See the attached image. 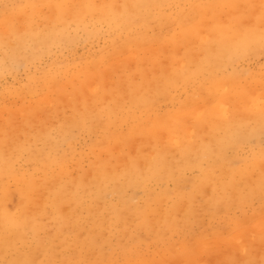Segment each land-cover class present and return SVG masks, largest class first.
Instances as JSON below:
<instances>
[{"label": "rangeland", "instance_id": "obj_1", "mask_svg": "<svg viewBox=\"0 0 264 264\" xmlns=\"http://www.w3.org/2000/svg\"><path fill=\"white\" fill-rule=\"evenodd\" d=\"M77 1H79V0H77ZM80 2H82V0H80L79 3ZM91 2L93 4V7L91 5L93 10L95 9V7L101 8V6L104 5V6H107L108 11L110 13H112V10L118 11V10H121L124 6L126 7L129 0H99V2H98V0H96V1L91 0ZM76 3H78V2H76V0H54V1L53 0H0V9H1L0 10V22L2 21L1 22L2 26H0V40H1L0 42L3 43V46L0 47V72H1L0 73V147H1V145H6V146L11 145L12 147H14L12 149L13 153H12V151H8V152L4 153V156L6 157V159H7V155L11 154V155H8V157L10 159H12L9 162H10V166H13V168H10L12 171V173L10 174L11 176L9 175L10 177L9 176L4 177L5 179L3 178L4 179L3 181L0 180V193L3 190V186L7 187L6 189H7L8 195H7L6 200L4 202V207H5V209H7L6 210L7 213H9L11 215H13V214L15 215V213H16V215H17L18 212H20V215H18L19 220L16 223L17 228H15V227L14 228H15V231L17 230V231L22 232L23 241H21L19 243L17 242L16 247H17V249H19L18 252H22V253H26L27 251L29 252L30 249L34 248L35 245H37V242L40 241V238L46 237L45 236L46 230H47V234L48 233L50 234L53 230H54V232H56V227L61 226V224L59 223V221L55 217H58V219L63 218L62 220L67 218V213H65L66 214V217H65L64 213H62V212H63V210L65 212H67L66 209H68V207H69L70 211L73 209L72 214H73V212L76 213L75 210H77L78 212L76 214H77V216L78 215L79 216L75 217L76 214L74 213L75 215L74 214L73 215L75 218L73 216H71V217H73V218H71L68 215L72 220L69 217L67 218V220L70 223H68V221L66 219L64 220V221H67V223H68V224H66V227L70 226V225L72 226V224H74V223H75V225H77L76 222H73V220L75 219L74 221H77V223H78L77 226H80V228H84V230L78 231L75 233L73 231L72 232L67 231V233L66 232H59L60 234L55 235L58 239H60V242L63 243V246L62 247L60 246V245H62V243H60L58 241V239L56 238L55 239L54 252L52 254L47 255V258L43 257L42 254L40 256V253L38 252L37 253L38 256L36 258L38 261L40 260L42 262V264H44V263L45 264H48V263L49 264H64V263L65 264H77V263H79V264H94L93 262H90L88 260V256L84 251L85 249H83L80 246V244L77 242V241H79V238L84 237L85 233H83V232H85V228L87 226L86 224L88 222V217H89L88 214L90 213L87 209H88V206L90 207L93 205V204H90V201L88 199V192H86V191H88L86 189V188H88V185H86L87 183H85L86 182L85 177H87V175L89 176L91 174V173L89 174V172H88L89 167H92L91 170H93L94 169L93 166L96 167L97 166L96 164L106 162V161L110 165L116 166V165L120 164L119 162L121 160L125 159L124 156H126L128 154H129V156H136L135 153L138 154L139 150H141L142 148H145V149H142V152L145 153L146 151H148L147 148H149V146H151L152 143H154L156 141V139H157V141H160V142H158L159 144L168 145V143H167L168 139L166 138L167 137L166 131H163V132L160 131V134H158L157 137H154L153 134H150L151 123L148 122V121H150L149 120L150 115L147 111H145L146 112L145 113V112H143L144 110L140 109L139 107H137L135 109H131V107H130L131 104H129L130 102L128 103L126 101L127 99H125V97L127 96V93H126L127 91H125V90L127 88H129V86L133 88V89L131 88L129 90H132V92H134V90H136V89H137V91L141 90V89H139V87L143 88L147 85V83L149 81H151V80H148L149 76H150V79L153 78V80L154 79L155 80L160 79V78L162 80L168 76L170 78L171 74H172L171 73L172 70L177 69V68L180 69L177 66H179L181 64V63H179L180 61H183V63H186V69H185L186 71L184 72L185 77H186V80H185L186 82L177 80L178 82L175 83V86L174 87L171 86L169 88V91H168L169 93L167 94L168 97L167 96L164 98L161 97V100L159 99L160 101L159 100L156 101L157 104L155 103V106H154L155 111H154V114H152V116L153 117L155 115L159 116V117L163 116L165 119L167 118L168 120H171V121L173 120L174 123H175V121H177V123H175V125H174L177 128L176 130H178V131H176V134L177 135L181 134L178 132L180 129L183 130V128H184L185 135L183 134L184 132L181 130L183 133H182V135H178V137L184 136L185 139L188 137L187 136L188 133L193 131V129L195 127H198L201 125L205 126V128H203V126H202V128L205 131L203 129H202L203 130L202 131L198 127L199 130L197 132H199V134H196L193 131L195 133L194 134L195 136L193 135L194 139L192 138L193 142H196L199 139L198 137H200L202 135V134H200L201 131H202L201 133H204L202 136L204 137L206 135V137H207V138L204 137V139L208 140V132L212 128L209 127V125L206 126L207 125L206 123L209 121L208 117H210L211 115H214V113H215L214 111H216V113H215L216 116L214 117V119H212L213 116L211 118H209L210 121L211 120L214 121V120L218 119L217 120L218 122L220 121V122H223V123H226L229 125L231 119L235 120L236 118L240 117L239 118L240 121H239V119H237L238 120V126L237 127L239 129H241L242 133L244 132V134H248L252 130H255V128L256 129L262 128V130H261L262 133L260 132V134H258L256 136L251 135L250 137H246V139L242 140V142L239 143V145L236 147L235 151H230V150L228 151L227 155L229 157L233 156V158H235V157L237 158L234 161L232 160L234 166L236 165L235 167L242 166L244 161L246 162L247 160L248 161L253 160L258 155V151L261 148L264 149V127H261V126H264V124H259V120H258L259 117L264 115V113H262V112H264V97H262V96H264V94H262V93H264V91H262V89H261V88H264V39H262V40L261 39H254L255 37H253V40H248L246 42L247 44H245V48L242 49V51H240L235 56L236 59H234L235 57H233V59L231 60V63L227 66L225 65V66H222L220 68H213L212 70H209V71H207V70H201L200 71L199 69L197 70V67H196L198 61H199V63H201V61L204 57V51H203L200 43H202L201 38H204V39L207 38V36H206L207 33L209 34L211 32V30L208 28H211V29L216 28V27H220L222 29L228 28L229 27L228 25L234 21L233 23L236 25H232V26L236 27L238 25L237 27H239V29L251 28V27H252L251 29H253V28L255 29L258 27L256 29V31L259 29L258 31H260V32L258 33V31H257L255 33L256 34H264V33H261V32H264V25H261V24H264V22H262V21H264V0H163L161 2L160 7L158 6L159 8H156L157 7L156 6L154 8L155 10L152 9V12H150L151 16L148 17V22H147L148 25L146 27H140L139 25H137V26L135 25V27H132V26H129L127 24L126 25L123 24L122 25L123 27H121V26L118 27L116 24H113L110 22H104L103 20L99 19L96 15L98 13V11H94L95 18H93L91 21H87V23L86 22L85 23L84 22H77L73 19L72 20L69 19V21L71 20V22L67 23V26H65L66 27V35H65V37H62L61 39H59L58 42L46 43V44H42V45H38V46H34V47L30 45V48H28V50H27V57L16 60L17 63L13 62V60L4 58V54L6 53V51H8V47L10 45L9 40H10L11 35L14 36L15 34L20 33L25 27H28V28L31 27L34 29H37V28L42 29L45 26H50L53 22L54 23L56 22V17H55L54 13L56 10L59 11V8L61 6H63L62 4H64L63 7L67 8V6H69V9L73 8V10H74L75 7L79 4V3L78 4H76ZM26 9H27V11H26ZM69 9L68 8H67V10L65 9L66 11L63 14L64 17L69 14V11H70ZM257 9H258V11H260V13L257 11ZM52 10H54V11H52ZM73 10H72V12H73ZM31 11H34V12H31ZM57 11H56V13H57ZM209 11H210V13H209ZM66 12L68 14H66ZM19 14L22 15V17ZM142 14L145 15L146 18H147V16H149L147 14V12L142 13ZM253 14H255V15H253ZM10 15H11V17H10ZM52 15H53V18H51ZM220 15H221V17H220ZM3 16H4V18H3ZM56 16H57V14H56ZM69 16L70 15H68L67 17H69ZM158 16L160 18V22H159V19L157 18ZM8 17H10V18H8ZM24 17H25V20H22ZM11 18H13V19H11ZM28 18H30V19H28ZM252 18L254 21L252 20ZM232 19H234V20H232ZM250 19H251V22H250ZM24 21H25V23H24ZM47 22H48V24H47ZM49 22H50V25H49ZM67 22H68V20H67ZM249 22H250V24H249ZM6 23H7V25H10V26H7ZM165 23H167V24H165ZM173 23H175V24H173ZM202 23H203V25H202ZM65 24L66 23L64 22V25ZM69 24H70V26H69ZM79 24L80 25L82 24V25L80 26ZM78 25H79V27H78ZM154 25H155V27H154ZM6 27H7V29H6ZM202 28H203V30H201ZM2 29H4V31ZM9 29H10V31H9ZM5 30H8V31L5 32ZM127 32H129V33H127ZM160 33H161V35H160ZM201 33H202L203 37L198 36ZM134 34H136L138 36V38L140 39L139 41L136 40L137 41L136 45L130 46V47L128 46L126 48H123L122 46H120L124 42H126L128 39H131L132 38L131 36H135ZM129 36H130V38H128ZM133 41H135V40H133ZM249 41H251V42H249ZM50 44L51 45L53 44V45L51 46ZM159 45H161L160 48H159ZM154 47H155V49L157 48V50L160 49V53H157V51H154L155 50ZM124 50H126V51H124ZM135 51H136L137 55H139V57L138 56L136 57V54H134V55L132 54ZM147 51H149V52L147 53ZM154 52L157 53L158 55L153 54ZM112 53H113V55H112ZM2 56H3V58H2ZM119 57L120 58L122 57L121 60ZM132 57L134 58L135 61H136V59H138L137 65H136V62L131 60ZM123 59H125V60H123ZM3 60H5L6 62ZM7 60H9V62ZM118 60L121 62H122V60L124 61L123 64L121 63L122 66H119V63L117 62ZM128 60H129V62H128V64H126V68L124 69V65H125L124 63H126ZM166 60H168V61H166ZM11 61H12V63H10ZM164 61H166V62H164ZM132 62H133V64L134 63L135 64L133 65ZM158 62H159V67H158ZM187 63H189V64H187ZM109 64H111V65H109ZM142 64H146V68H145V65H142ZM188 65H189V67H188ZM131 66H132V68H130ZM192 66H194V67H192ZM116 67H117V69H116ZM121 67H123L122 68L123 70L122 69L120 70ZM166 67L169 69V71ZM60 69L61 70L64 69V70L60 71ZM108 69H109V71H108ZM106 71H107V73H106ZM148 71H149V73H147ZM211 71H213V72L211 73ZM62 72H63V74H62ZM166 72L167 73L169 72V73L166 74ZM153 74L155 76L152 77L151 75H153ZM159 74H161V77ZM164 74L166 76H164ZM93 76H94V78H93ZM114 76H115V79L118 80V82L115 81ZM117 76L118 77L120 76V79ZM133 77H136V78H133ZM239 77H240V79H239ZM96 79L99 80L100 83L101 82L103 83V85H101V87L98 86V84H100V83L94 84ZM103 79H104V81H103ZM122 79H125L124 83H123V86L125 84V86H124L125 88L120 89L122 87V84H120ZM213 79H216L215 81H217V83L214 82ZM93 80H94V82H93ZM129 80L132 81L131 83H137V84L141 83L142 87L140 85H137V84L136 85L135 84L130 85ZM153 80H152V82H154ZM106 82H108L107 86H106ZM218 82H219V84H218ZM221 82H223L222 85L220 84ZM81 83H82V85H81ZM109 83L113 85V86H110L111 88L112 87L114 88L115 83L116 84L118 83L117 86L120 85L119 89L116 86L115 87L116 89L114 88L115 91H112L114 89L108 88ZM150 83L151 82H149V84ZM67 84H69V85L67 86ZM84 84H86V86ZM91 84H94V85H91ZM224 84H225V86H224ZM73 85H74L75 89H74ZM63 86H65L66 88ZM77 86H79V87H77ZM84 86L88 89H84L85 88ZM103 87H104V90H103ZM225 87L226 88L228 87V88L226 89ZM94 88H96L95 92H94ZM85 90L89 91V92H94V94L97 91H99V93L101 92L102 94H105V95H102L100 93L101 95H99V97H97V95H98L97 94V95H95L96 97L92 98V96H93V93H92V95L90 94L91 97L89 96L90 98H88L87 95H89V93L86 92ZM116 90H118L119 93L116 92ZM141 91H139V92H141ZM27 93L30 94V96ZM44 93H48V94H44ZM74 93L76 94L77 97H79L78 99H76V97H74L75 96ZM107 93L108 94L110 93V94L108 95ZM205 93H208V94L206 95ZM111 94H112V97H111ZM115 95H117L118 97L120 96L119 99H117L118 97ZM51 96L53 97L54 100L49 99V98H52ZM59 96H60V98H59ZM121 96H122V99H125V101L123 100V104L125 107L124 113H117L118 115H116V116H114V115L112 116V114H111L110 115L111 117L107 115L105 117L106 121H104V123L102 124L104 127L98 125L95 120L86 119V117L84 115H81L84 112V108L87 107V106L82 107L81 103L86 104L85 103L86 99H87L86 102H89L88 100H90V101L91 100L94 101L95 99L97 100V103L91 102V104L94 103V104H92V107L88 103L90 110H91V108L93 110H96V108L94 109L93 107H95V106L98 107V105H100V103L103 105V102L106 98H107L106 99L107 101L105 102L104 105L108 104V105L113 106V104L116 102L115 98L117 97L116 99L118 102V100L121 101ZM199 96H201V98ZM233 96L237 99V101ZM45 97H48V98H45ZM62 97H63V99H62ZM69 97H70V99H69ZM253 97H255V98H253ZM260 97H262L261 100L260 101L257 100V99H260ZM73 98H74V103L72 100ZM100 98H103V102L101 101L102 99H100ZM45 99H48V101L47 102L44 101ZM59 99H61V100H59ZM67 99L72 100V101L69 102V100H67ZM98 99H99V101H98ZM110 99L112 101L114 100L112 104H111L112 101H110ZM192 99L193 100L195 99V101H193ZM253 99L255 101H253ZM41 100L44 102H42ZM50 100L52 101L51 104H50ZM191 100H192V102H191ZM75 101H77L78 103L77 102L76 103H77V105H79V106H77V108H76ZM244 101H246V102H244ZM63 102L65 103L66 106L64 105ZM211 102H213V103H211ZM250 102H251V104H250ZM39 103H41V104H39ZM57 103H58V105H57ZM70 103H71V106H70ZM225 103H228V104H225ZM233 103L235 104L234 106H233ZM46 105H47V107H46ZM49 105L52 108L49 107ZM220 105H224V106H221L219 108ZM243 105H244V107H243ZM89 107L87 108V110H89ZM99 107H101V106H99ZM205 108L207 109V111H208V109L210 110V112L212 111L213 114H211L208 111L209 112L208 115L211 114L208 116L207 111L205 113V110H206ZM238 108H240V110L242 112ZM45 109H48V110H45ZM128 109L130 110V112L132 111L131 113L133 115H138L137 117H135L136 120L134 119L135 122L133 121V119H131V122H130V119L128 121L126 119H124V115H126V112H127L126 110H128ZM202 109H204V111ZM219 109L222 111H220ZM19 110H21L22 111L21 113H23V114H19V112H18ZM198 110H199V112H198L199 114H197V115H200L202 113L201 115L204 117V118L202 116L200 117V118H202L203 123L201 122V119H199V116H196V114L191 115V116L189 115L190 114L189 112L194 111L193 112V114H194ZM70 111H71V113H70ZM219 111H220V114L225 115V116L228 115V116H226V117L219 116ZM24 112H27V113H24ZM78 112H79V114H77ZM203 112H204V114H203ZM180 113H182V114L180 115ZM74 114H76V116H73ZM163 114H165V116ZM191 114H192V112H191ZM32 115L33 116L35 115V116L33 117ZM42 115H44L45 119H43L44 117ZM142 115H144V116H142ZM178 115H180L182 117V118L180 117L181 118L180 120H178V119L176 120V118L179 117ZM204 115H207V117H205ZM30 116H31V118H30ZM68 116H71L72 121L75 125L73 124V126L69 130V132H66V133H68V135L66 136L62 133H65V132H63L65 127L66 126L68 127L72 122L71 118ZM195 116L198 117L199 120L197 118H195ZM217 116H219V117H217ZM67 117H68V119L69 118L70 119L68 120ZM139 117H141V118H139ZM146 117L148 120L146 119ZM189 117H192V119L190 120ZM32 118H34V119H32ZM142 118H143V121L140 120ZM184 118L187 119V123H189V125L187 123H184V122H186V120ZM22 119H24V120H22ZM85 119H86V121H85ZM137 119H139V120H137ZM19 120H20V122H19ZM66 120H68L69 122L66 123L65 122ZM110 120L112 122H109ZM192 120H194L193 122L196 123L195 126H193ZM197 120H198V125L196 122ZM206 120H207V122H206ZM224 120H225V122H224ZM34 122H35V124H34ZM143 122H144V124L147 122L145 124V126H148L147 128H144L145 126H144V124H142ZM214 122H216V121H214ZM214 122H212V124H214ZM36 123L37 124L40 123L41 125L44 124V126L41 127V125H40L38 127L36 125ZM235 123H237V122H235ZM181 124L182 125L186 124L188 126V128L192 124L191 126L193 128L190 127L191 130L188 131L189 129H186L187 126L185 128L184 125L181 126ZM209 124H211V122H209ZM212 124L210 126H212ZM127 125H128V127H127ZM149 125H150V127H149ZM170 125H171L170 127L173 126V124H170ZM43 127H45V129ZM46 127H47V130H49V132L46 131ZM207 127H209L208 130H207ZM27 129H31V130L28 131ZM42 129L44 131H46L47 133L44 132ZM138 129H140V130L142 129V131L149 129L150 132L146 130L143 134V132L138 130ZM194 130L196 131V129H194ZM36 131L39 133H37ZM105 131H108L110 137H112V138H110V137L107 138V133ZM137 131H140L141 135H139V133ZM246 131H248V132L246 133ZM110 132L114 133V134L111 135ZM123 132L124 133L129 132V133L125 134V135L122 134L120 136L119 133L121 134ZM132 132H133V134H132ZM164 132H166V133H164ZM186 132H187V134H186ZM44 133L46 135L47 134H49V135L46 136ZM145 133H147V134H145ZM40 134H41V136H39ZM104 134L106 135V138L103 137V136H105ZM117 134H118V136H117ZM43 135L45 136V138ZM113 135H115V136H113ZM127 135H129L130 137L132 136V138H130ZM197 135H199V136L196 137ZM124 136L127 137V138H125L126 141H124ZM140 136L142 137L143 140L145 137H146V139H147V137L149 138V139H147V141H145L147 144L150 143V145L148 144V147L144 141H143L144 143L143 142L141 143L142 139ZM47 137L50 139L52 138V141H51L52 143L49 141L50 139L48 140L51 144L46 142V139H48ZM137 137H140V138H137ZM138 139H140V140H138ZM54 140L56 141L57 144L54 143ZM115 140H117V141H115ZM186 141H188V140H186ZM198 141H200V140H198ZM102 142H103V144H102ZM164 142H166V143H164ZM168 142H170V141H168ZM138 143H140V144H138ZM112 144L113 145L119 144L121 147V150H120L119 146H116L114 148V146H111ZM104 145H107V147L110 146V147L114 148L115 151H114V149H112L110 147H109L110 149L108 148V150H109L108 151L106 146H104ZM96 146H98V147L96 148ZM102 147H103V149H101ZM117 147H119V149H117ZM136 147L138 149H136ZM105 148L107 151L106 152L104 151L105 153H103V150ZM132 149H135V151ZM99 150L101 152H99ZM37 153H39V155ZM100 153H103V154H101L102 156L100 155ZM98 156L101 157V160ZM115 157H117V159H116L117 161L115 160ZM9 158L6 161L4 160L5 159L4 158L3 163H6V162L8 163ZM98 159L101 162H99V161L95 162V160L97 161ZM111 159H113V160H111ZM60 160H61V162H60ZM238 160L240 162H237ZM207 162H208L207 160L202 161V167L204 169L207 168V166H208ZM237 163H239V164H237ZM0 164H2V163H0ZM258 166H261V165H258ZM77 168H79V170ZM262 168H264V166H261L258 169H255L254 171H256V170L257 171L256 172L253 171V173L251 174L252 178H253V176L256 177L257 172H259L258 170L261 169L260 172H262V170H264ZM60 171H63L64 173H66L65 175H68V176L64 175L65 176V178H64L62 176L63 172H60ZM52 172H55V173H52ZM57 172L59 175L57 174ZM194 173H196V174H194ZM262 173H264V172H262ZM16 174H17V176H16ZM79 174H81L80 177H78ZM85 174H87V175L85 176ZM197 174H198L197 170L193 169V170L189 171V173L186 172L185 175H186V177L192 178L193 175L196 176ZM73 175H76L75 177H76V180L78 182L83 183V185H81L80 183H79L80 185H75V187L79 186L78 188L76 187L77 196H75V198H74L76 200V202L74 201L73 203H71L73 201V198H71L72 201L68 202L70 200L69 199L70 197L68 198V200L66 198L61 200V196H59V200L55 201L53 199V197L56 195V193L59 192V190H60L59 194L61 195V193H62L61 189H63L65 187L64 185L67 184L66 187L68 188V190H67V188H64L67 190V192L70 191L69 189H73L74 184L71 185L72 181H73V183L76 182V180H74L75 177ZM189 175L190 176L192 175V176L190 177ZM59 176H62V181H63V179H65V184H64V181H63V183H61L62 182L60 180L61 177H59ZM66 177H68V178H66ZM73 177H74V179H72ZM14 178L20 179L22 181L23 180L28 181V179H30L31 182L36 180L37 182L40 183V185L46 181V183H48L46 185V187H48V188H51L50 186H55L58 178H59L58 180H60V182L59 181L58 182L61 184H59V185L56 184L55 187H52L53 190L54 189H56V190L53 191L51 189L54 194L51 193L52 191H50L49 189L46 188L47 189L46 190L45 188H43L46 183L42 184L40 189H37L38 186H40L37 182H34V183H37V184H35L37 186L36 189L35 188L33 189L32 186H30V185H33V183L28 184L30 186L29 188L26 186L30 192H33V191L35 193L36 192L39 193V191L41 193L45 192V194L48 196V200H50L52 197V200H50V201L55 202V204L53 203L54 206L52 205V202L46 204V206H48V209L46 207L47 212H46L44 218H46V219L48 218V219L46 221L42 217L40 219L41 221H38V224L43 223L45 221L44 224L46 226V225H48V222L51 220L49 222V224L51 226L50 227L46 226L47 228L44 227L45 229L44 228H43L44 230L41 229L40 230L41 232L37 231L39 234L37 232L35 233L36 230H35V228H33L34 223L31 220V218H29V215L27 214V213H29V214L32 213L31 211L26 209V208L30 207V206H27V201H28L27 197L26 198L23 197L24 196L22 194L23 192H20L21 189L18 186V184ZM34 178H35V180H33ZM66 179L67 180L69 179V182ZM253 179H255V178H253ZM30 181H28L27 183H29ZM70 181H71V183H70ZM50 183H51V185H50ZM69 183H70V186L72 188H70ZM149 184H150V187L152 188V190L155 192H159V190L161 189V187L157 183H155L154 181L150 182ZM84 185L86 186V188ZM33 187H35V186H33ZM166 187L171 189L172 183L171 182L167 183ZM31 188H32V190H31ZM84 189H86V190H84ZM73 190H71L69 192V194L70 193L74 194L75 190L74 191ZM48 191L51 193L50 194L51 197L49 196ZM55 191H56V193H55ZM84 192H86L87 194ZM128 193L131 194L132 192L129 191ZM76 194H74V195H76ZM115 194L116 193L110 194L112 196L111 197H110V195L108 196V201H110L111 203H113L116 206L117 205L116 203L118 202V196H117V194L115 196ZM28 195H29V193H28ZM130 197H131L133 203H135V205H137V206L140 205L139 207H142L144 205V202L142 204V200L145 199V195H144V192L142 190L141 191H139V190L135 191V193H132V195ZM134 198H136L137 200ZM111 199H112V201H111ZM65 201H67L68 207L65 206V205H67ZM136 201H137V203H136ZM21 203H26L24 205L27 206V207H25V209H22L23 210L22 212H21L20 208L24 205H21ZM61 203H63V204H61ZM48 204L49 205L51 204L50 205L51 207ZM86 204H88V206ZM61 205L63 206V208ZM72 206H74V207H72ZM75 206H77V207L75 208ZM54 207H55V209H54ZM57 207L58 208L61 207L62 212ZM79 208L81 209L80 212L78 210ZM235 208L236 207H234L233 210L231 209L232 211H226V212L223 211L224 213L221 212L214 219H209L208 216L202 217V215H200V217L198 218V221H197L198 223L195 222L196 224L194 223L193 224L194 226L192 225V228L187 233H184V234L179 233V234H175V237L173 236V240L176 241L177 243L183 241L186 244V245H184V249H181L180 251L178 249V251L176 250L177 252L172 251V252H174V253H172L173 255H170L171 253H169V255H165V254L160 253V248L162 247V245L159 244L157 246V245H154L153 243L151 244V242H150L151 239H148L147 235L144 232H143L144 234L142 233V235H144L146 241L143 240L144 244L143 243L140 244L138 246L140 248H138V249H139V251L141 250V254H144V257H143L144 259L146 257H148L149 255H151L149 257L150 258L152 257L154 259V261L151 262L150 264H185V263L187 264V262H188V264H191V263H194L195 259L197 257H199L200 255H203L205 258L207 256L209 258V256H210V258H211V256H213L216 253L215 256H217V254L218 255L221 254L222 251L219 252L218 251L219 249H215V244L220 242L222 237H223V239L227 237L226 238V240H227L232 234L239 232V230L242 228L241 230L243 232V235L248 236L249 240H250L252 237L257 236L254 234L259 232L260 231L259 229H261L259 227V223L261 221H264V218H262V217H264V213H261V212H264V200H256L255 199V200L251 201L249 204H245V205L241 206V208L240 207L239 208L237 207L236 209ZM15 211H17V212H15ZM68 212H69V210H68ZM69 213H71V212H69ZM256 213L257 214L261 213V214L256 216ZM250 214H251V217H253L254 216L253 214H255L256 218L254 216L252 219H250L251 218L249 216ZM47 215L48 216L50 215V219ZM246 216L250 220L249 222H247ZM259 216L261 217V219ZM243 217H244L243 221L244 222L246 221L247 223L242 222V225H240ZM254 218L257 220L255 221ZM239 219H241V220L239 221ZM252 221L253 222L255 221L253 223V226L251 223ZM256 223L258 224V227H256ZM198 224L200 225V227ZM82 225L83 226L85 225V226L82 227ZM203 225H205L204 227H206L207 229L206 228L203 229ZM63 227H62V229L64 231H66V229H68V230L70 229V228L65 229ZM230 227L232 228V230L231 229L230 230L233 233L229 232L230 230H228V229ZM243 228H245V229H243ZM246 228L248 229V233L246 232L247 231ZM254 228H256V229L259 228L258 230L255 229L256 233L254 231ZM226 229H227L228 233L226 231H224ZM251 229H253V230H251ZM42 230L44 232L43 235H42ZM207 230H209V231H207ZM210 231H212L211 234H210ZM249 231H251V232H249ZM253 231H254V233H253ZM80 232H81V234H80ZM206 232L208 235L204 237V240L207 241V245L196 243V241H193L192 240L193 238H191V237H195V234L197 236L199 234L206 233ZM244 232H245V234H244ZM34 234H35V236H34ZM51 234L53 235L54 233H51ZM62 234H63V236H62ZM107 234H109L108 237L111 239L112 245H114L116 248L113 252L114 253L113 254V260H114L113 264H124V258L122 257L123 256V250L121 249V246L117 245V243H116L117 242V240H116L117 234L116 233L111 234L110 232ZM257 234L258 235L261 234L260 235L261 239H260V236H258L259 238L256 237L258 240V243H259L257 245V246H259V249L255 244L254 245L256 246V249L258 250V252H256V253L260 254V252H262V251H259V250H264V247L261 248V246L264 245V244H262V243H264V231H262L261 233L259 232ZM60 235H61V237H59ZM77 237H79V238H77ZM206 237H208V238H206ZM214 237L217 238L216 241L210 242V240L213 239ZM246 240H248L247 237L245 238L244 241H246ZM257 240L256 241L254 240L255 243L257 242ZM147 241H149V242H147ZM186 242L188 244L190 242L191 246H193V245L194 246L190 247V245H188ZM212 243L214 245L213 246L214 248H210L211 249L210 250L208 248L210 247V244H212ZM222 244L223 243H221V245H220V243H219L216 246L217 247L220 246V248L223 247L224 249H222V250H225L226 244L225 245L223 244V246H222ZM200 245H201V247L206 246L205 248H203V249H206V250H204V252L202 251L203 249H200L201 248ZM188 246H189V248H187ZM195 246H197V247H195ZM73 248L76 250V252ZM200 250H201V252H203V254L200 253ZM212 250L215 252H213ZM7 251L9 252L8 255L5 253V251L0 252V264H7V261H9L10 257L15 256L14 250H12V251L7 250ZM197 251H198V253H197ZM208 251H210V252L208 253ZM153 252H155V253H153ZM189 252H191V253L193 252V254L196 252L194 254L195 256H193V254H191L193 256V258H192V256L190 255ZM183 253H185V255ZM207 253L209 255H207ZM58 254H59V256H58ZM186 254H188V255H186ZM223 254L219 256L220 259H222ZM203 256L202 257L200 256V257L204 260L205 264H207L208 262L209 263L211 262L210 264H219V263L221 264V262L223 261V259L221 261L219 259V257H217L218 260L216 257L215 258L212 257L213 259L212 258L211 259L214 261H212L210 258H209L210 261H208L209 259H204ZM235 256H237L236 258L238 259V257L240 258V256H242V255L241 254L238 255V253H236ZM177 257H180V258H177ZM194 257H195V259H194ZM199 258H197V259H199ZM206 260H207V263H206ZM215 260H217L218 263ZM199 261L201 262V259H199L198 262ZM198 262H196V263L198 264ZM107 264H110V263H107Z\"/></svg>", "mask_w": 264, "mask_h": 264}, {"label": "bare ground", "instance_id": "obj_2", "mask_svg": "<svg viewBox=\"0 0 264 264\" xmlns=\"http://www.w3.org/2000/svg\"><path fill=\"white\" fill-rule=\"evenodd\" d=\"M54 1V0H53ZM80 1V0H79ZM79 1L76 0V2L79 3ZM96 1V0H95ZM163 0H129L128 4L126 5V7L124 6L121 10H118V11H115V10H112V13H110L107 9V6H101V8L99 7H95V9L93 10V4L91 2V0H82V2H80L76 7L75 9L73 10V8L69 9V6H67V8L70 10L69 11V14L66 12V14L70 15L69 17L67 16H63V14L65 13V11L67 10L66 7H63L64 4H62L63 6H61L59 8V11H55V17H56V22L52 23L50 25V22H49V25L50 26H45L44 28L42 29H34V28H28V27H25L20 33L18 34H15L14 36L11 35L10 37V40H9V47H8V51H6V53L4 54V58L5 59H10V60H13V62H16V60L18 59H21V58H26L27 57V50L28 48H30V45L31 46H38V45H42V44H46V43H53V42H58L59 39H61L62 37H65L66 35V27L67 26V23L71 22V20H75L77 22H86L87 21H91L93 18H95V13L94 11H98V13L96 14L97 17L101 20H103L104 22H110V23H113V24H116L118 27L121 26L123 27L122 25H129V26H132V27H135V25H139L140 27H146L148 25V17L151 16L150 12H152V9H154L156 6V8H159L160 5H161V2ZM23 2V1H22ZM99 2V0H98ZM58 3V2H57ZM97 4V3H96ZM92 5V7H91ZM159 6V7H158ZM51 7V6H50ZM74 7V6H73ZM48 9V8H47ZM66 9V10H65ZM195 9V8H194ZM1 10V9H0ZM34 10V9H33ZM37 10V9H36ZM42 10V9H41ZM50 10V9H49ZM73 10V12H72ZM155 10V9H154ZM153 10V11H154ZM27 11V9H26ZM35 11V10H34ZM34 11H31V12H34ZM40 11V10H39ZM54 11V10H52ZM174 11V10H173ZM255 11V10H254ZM258 11V9H257ZM147 12V14L149 16H146L143 15L142 13H145ZM231 12V11H230ZM256 12V11H255ZM260 13V11H258ZM210 13V11H209ZM208 13V14H209ZM18 14V13H17ZM25 14V13H24ZM23 14V15H24ZM31 14V13H30ZM33 14V13H32ZM37 14V13H36ZM43 14V13H42ZM53 14V15H54ZM57 14V16H56ZM234 14V13H233ZM14 15V14H13ZM20 15V14H19ZM44 15V14H43ZM53 15L51 16V18H53ZM228 15V14H227ZM255 15V14H253ZM8 16V15H7ZM22 17V15H20ZM32 16V15H31ZM34 16V15H33ZM197 16V15H196ZM195 16V17H196ZM224 16V15H223ZM11 17V15H10ZM8 17V18H10ZM17 17V16H16ZM36 17V16H35ZM221 17V15H220ZM219 17V18H220ZM4 18V16H3ZM97 18V19H98ZM152 18V17H151ZM159 19V22H160V18L159 16L157 17ZM193 18V17H192ZM13 19V18H11ZM30 19V18H28ZM69 19H71L69 21ZM194 19V18H193ZM192 19V20H193ZM22 20H25V17L22 19ZM38 20V19H37ZM68 20V22H67ZM226 20V19H225ZM234 20V19H232ZM253 20V18H252ZM17 21V20H16ZM162 21V20H161ZM188 21V20H187ZM241 21V20H240ZM245 21V20H244ZM247 21V20H246ZM254 21V20H253ZM2 22V21H1ZM1 22H0V26L1 25ZM64 22L66 23L64 25ZM151 22V21H150ZM156 22V21H155ZM189 22V21H188ZM227 22V21H226ZM231 22V21H230ZM234 22V21H233ZM230 23L228 26V28H220V27H216V28H208L211 30V32L208 34L207 33V38H201L203 37L202 33L198 36H201L200 38L202 39V43L201 44V47L204 51V57L201 61V63H197V70L199 69L200 71L201 70H212L213 68H220L222 66H227L231 63V60L233 59V57H235L240 51H242V49L245 48V44H247L246 42L248 40H253V37H255L254 39H264V34H256L255 32L256 29L258 28H244V29H239V27H235V26H232V25H236L234 23ZM243 22V21H242ZM250 22H251V19H250ZM249 22V24H250ZM264 22V21H262ZM25 23V21H24ZM210 23V22H209ZM208 23V24H209ZM212 23V22H211ZM247 23V22H246ZM9 24V23H8ZM48 24V22H47ZM62 24V25H61ZM151 24V23H150ZM167 24V23H165ZM175 24V23H173ZM186 24V23H185ZM7 25V23H6ZM25 25V24H24ZM23 25V26H24ZM80 25V24H79ZM78 25V27H79ZM82 25V24H81ZM80 25V26H81ZM171 25V24H170ZM184 25V24H183ZM182 25V26H183ZM203 25V23H202ZM207 25V24H206ZM211 25V24H210ZM261 25H264V24H261ZM7 26H10V25H7ZM70 26V24H69ZM205 26V25H204ZM253 26V25H252ZM259 26V25H258ZM40 27V26H39ZM155 27V25H154ZM128 28V27H127ZM157 28V27H156ZM171 28V27H170ZM5 29V28H4ZM4 29H2L4 31ZM7 29V27H6ZM168 29V28H167ZM203 30V28L201 29ZM207 30V29H206ZM8 30H5V32H7ZM10 31V29H9ZM254 31V32H253ZM156 32V31H155ZM158 32V31H157ZM204 32V31H203ZM206 32V31H205ZM260 31H258L259 33ZM129 33V32H127ZM261 33H264V32H261ZM199 34V33H198ZM204 34V33H203ZM135 36H131L132 38L131 39H128L126 42H124L122 45L123 48H126V47H130V46H134L136 45L137 41L136 40H140L138 38V36L136 34H134ZM155 35V34H154ZM161 35V33H160ZM181 37V36H180ZM252 37V38H251ZM130 38V36L128 37ZM199 38V37H198ZM71 39V38H70ZM161 39V38H160ZM135 40V41H133ZM152 40V39H151ZM1 41V40H0ZM70 41V40H69ZM153 41V40H152ZM193 41V40H192ZM199 41V40H198ZM197 42V41H196ZM201 42V41H200ZM251 42V41H249ZM253 42V41H252ZM146 44V43H145ZM144 44V45H145ZM184 44V43H183ZM51 45V44H50ZM53 45V44H52ZM51 45V46H52ZM3 46V43L0 42V47ZM161 45H159V48H160ZM165 46V45H164ZM152 47V46H151ZM163 47V46H162ZM179 47V46H178ZM181 47V46H180ZM146 49V48H145ZM149 49V48H148ZM151 49V48H150ZM155 49V47H154ZM164 49V48H163ZM39 50V49H38ZM127 50V49H126ZM124 50V51H126ZM143 50V49H142ZM40 51V50H39ZM154 51H157V53H160V49L157 50V48L154 50ZM141 52V51H140ZM149 51H147L148 53ZM181 52V51H180ZM157 53H153V54H157ZM46 54V53H45ZM133 55L136 54V57L139 55H137L136 51L134 53H132ZM113 55V53H112ZM158 55V54H157ZM111 56V55H110ZM141 56V55H140ZM161 56V55H160ZM194 56V55H193ZM241 56V55H240ZM135 57V56H134ZM3 58V56H2ZM118 58V57H117ZM120 58V57H119ZM122 58V57H121ZM120 58V60H121ZM124 58V57H123ZM151 58V57H150ZM149 58V59H150ZM183 58V57H182ZM32 59V58H31ZM129 59V58H128ZM131 59V58H130ZM136 59V58H135ZM190 59V58H189ZM236 59V57L234 58ZM125 60V59H123ZM117 61L119 63V66H122L123 64V61ZM134 62H136V65H137V60L136 61L134 60V58L132 57V59ZM181 60V59H180ZM186 60V59H185ZM191 60V59H190ZM5 61V60H3ZM9 62V60H7ZM113 61V60H112ZM149 61V60H148ZM168 61V60H166ZM164 61V62H166ZM6 62V61H5ZM129 60L124 63V69L126 68V64H128ZM150 62V61H149ZM191 62V61H190ZM12 63V61L10 62ZM17 63V62H16ZM23 63V62H22ZM62 63V62H61ZM109 63V62H108ZM116 63V62H115ZM122 63V64H121ZM145 63V62H144ZM179 63H181L179 66L180 69H174L172 70V74H171V77L169 78L168 77H165L164 79L161 80L160 79H150V76L148 77L149 79L148 80H151L149 82H151L149 84V82L147 83V85L143 88H140L139 89H143L142 91L141 90H134V92H132V90H129L131 89L132 87L129 86V88H127L125 91H127V96L125 97V99H127L126 101L131 104L130 107L131 109H135L137 107H139L140 109L144 110L143 112L147 111L150 115L149 117V120L148 121L149 123H151V132L149 131V129L147 131L150 132V134H153L154 137H157L158 134H160V131H166L164 133H166V139L167 140V143L168 145H161L159 144L158 142L160 141H156L154 143H152L151 146L148 147V144L150 145V143H146L145 141H147V139H149L147 137L144 138V140L142 139L141 143L144 141L146 144H147V149L148 151H146L145 153L142 152V149H145V148H142L141 150H139V153H135L136 156H129L126 155L124 156L125 159L121 160L118 164V165H110L107 161L106 162H102V163H99V164H96L97 166L94 167L93 165V170H91L92 167H89V176L87 174H85V176L87 175V177H85V183H87L86 185H88V188H85L88 190L86 192H88V199L90 201V204H93L92 206H88V204H86L88 206V211L90 212L88 215V222H87V226L85 228V233L84 234V237H77L79 238V241H77L80 246L85 249V253L87 254L88 256V260L90 262H93L94 264H107V263H110V264H113L114 263V260H113V252L114 250L116 249L114 245H112V242H111V239L108 237L109 234L107 233H111V234H114L116 233L117 234V245L121 246V249L123 250V258H124V264H150L151 262L154 261V259L149 256L146 257L145 259L143 258L144 257V254H141V250L139 251L138 247L140 244H142L146 239L144 237V235H142V233L144 232L148 239H151V244L153 243L154 245H159L161 244L162 247L160 248V253L162 254H165V255H169V253H171L170 255H173L172 253L174 252H177L178 249L179 251L181 249H184V245L185 242L181 241V242H176L173 240V236L175 237V234H181V233H187L191 228H192V225L198 221V218L200 217V215H202V217L204 216H208L209 219H214L216 218L221 212L223 211H232L234 207H240L245 205V204H249L251 201L253 200H264V170H262V172H260V170H258L259 172H257L256 174V177L253 176V179L252 178V173L255 169H258L259 167L261 166H264V149H260L258 151V155L253 159V160H247L246 162L244 161L243 165L242 166H237L235 167L234 164H233V161L235 159H237L236 157L233 158V156H228V151H235L236 147L239 145L240 142H242V140L246 139V137H250L251 135L253 136H256L258 134H260L262 128L260 129H256L255 130H252L251 132H249L248 134H244V132L242 133V130L239 129L237 126H238V120L239 118H236L235 120L234 119H231L229 125L226 124V123H223V122H218L217 120H214L216 122H214L213 120L210 121L209 118H211L213 116L212 119H214V117L216 116V111H214V115H211L213 114V112L208 109V111L211 113L209 115H211L210 117H208V122L206 120V126L209 125V127H211L212 129H210V131L208 132V140L207 139H204L207 138L206 135L203 137L202 135L204 133H201L205 128V126L201 125V126H198L199 129H203L200 134H202L200 137H198L199 135H197L196 137H198L197 139L200 140V141H196V142H193L192 141V138L194 139V134H199V132H197L199 129L198 127H195L194 129H196V131L193 129V131H191L190 133H188V137L185 139L184 136L182 137H178V135H182V133L184 132V128L183 130L180 129L179 127V132L178 133H181V134H176V130L177 128L174 126L175 123H177V121H175V123L173 122V120H168L167 118L165 119L163 116L162 117H159V116H152V114H154V111H155V103L157 100H161V97H168V91H169V88L171 86H175V83H177L178 81H185L186 80V77H185V74L184 72L186 71V63H183V61H180ZM121 64V65H120ZM133 64V62H132ZM135 64V63H134ZM133 64V65H134ZM147 64V63H146ZM146 64H142V65H145V68H146ZM189 64V63H187ZM111 65V64H109ZM108 65V66H109ZM113 65V64H112ZM166 65V64H165ZM21 66V65H20ZM114 66V65H113ZM158 67H159V62H158ZM169 67V66H168ZM189 67V65H188ZM194 67V66H192ZM211 67V68H210ZM123 67L120 68V70L122 69ZM132 68V66L130 67ZM134 68V67H133ZM167 68V67H166ZM210 68V69H209ZM44 69V68H43ZM66 69V68H65ZM117 69V67H116ZM158 69V68H157ZM168 69V68H167ZM64 70V69H63ZM60 69V71H63ZM119 70V71H120ZM123 70V69H122ZM221 70V69H220ZM109 71V69H108ZM157 71V70H156ZM155 71V72H156ZM166 71V70H165ZM164 71V72H165ZM169 71V69H168ZM116 72V71H115ZM213 71H211L212 73ZM1 73V72H0ZM101 73V72H100ZM107 73V71H106ZM110 73V72H109ZM108 73V74H109ZM149 73V71L147 72ZM163 73V72H162ZM169 73V72H168ZM166 72V74H168ZM243 73V72H242ZM63 74V72H62ZM112 74V73H111ZM157 74V73H156ZM101 75V74H100ZM160 77H161V74H159ZM64 76V75H63ZM152 77L155 76L154 74L151 75ZM157 76V75H156ZM163 76V75H162ZM164 76H166L164 74ZM99 77V76H98ZM118 77V76H117ZM62 78V77H61ZM73 78V77H72ZM79 78V77H78ZM94 78V76H93ZM92 78V79H93ZM120 79V76L118 77ZM133 78H136V77H133ZM145 78V77H144ZM155 78V77H154ZM236 78V77H235ZM238 78V77H237ZM114 79H115V76H114ZM113 79V80H114ZM240 79V77H239ZM59 80V79H58ZM109 80V79H108ZM124 80L125 79H122L121 83L122 84V88H125V84L123 86V83H124ZM128 80V79H127ZM152 80L154 82H152ZM178 80V81H177ZM216 79H213L214 82L217 83V81H215ZM97 81V82H96ZM95 83L94 84H98L100 83L99 80L96 79ZM102 81V80H101ZM104 81V79H103ZM116 82H118V80L115 79ZM114 81V82H115ZM130 81V80H129ZM156 81V82H155ZM63 82V81H62ZM92 82V81H91ZM90 82V83H91ZM94 82V80H93ZM132 81H130V85L131 84H137V83H131ZM186 82V81H185ZM43 83V82H42ZM60 83V82H59ZM79 83V82H78ZM102 83V82H101ZM98 84L99 87H101L102 84ZM223 82H221L220 84L222 85ZM238 83V82H237ZM38 84V83H37ZM94 84H91V85H94ZM118 84V83H117ZM117 84L115 83V86L114 88L117 86ZM129 84V83H128ZM219 84V82H218ZM42 85V84H41ZM69 84H67L68 86ZM76 85V84H75ZM80 85V84H79ZM82 85V83H81ZM86 86V84H84ZM108 85V82H106V86ZM137 85H140L141 86V83L137 84ZM84 86V87H85ZM105 86V85H104ZM110 86H113L112 84L109 83V86L108 88L109 89H114L113 87L111 88ZM119 86L118 85V89H119ZM225 86V84H224ZM250 86V85H249ZM260 86V85H259ZM65 87V86H63ZM70 87V86H69ZM74 87V85H73ZM79 87V86H77ZM83 87V88H84ZM93 87V86H92ZM142 87V86H141ZM254 87V86H253ZM261 87V86H260ZM259 87V88H260ZM29 88V87H28ZM66 88V87H65ZM137 88V87H136ZM226 88V87H225ZM228 88V87H227ZM226 88V89H227ZM75 89V87H74ZM84 89H88V88H84ZM95 89L94 88V92H95ZM116 89V88H115ZM112 90V91H115ZM133 89V88H132ZM234 89V88H233ZM262 91H264V88H261ZM32 90V89H31ZM103 90H104V87H103ZM86 91V90H85ZM141 91V92H139ZM260 91V90H259ZM258 91V92H259ZM33 92V91H32ZM53 92V91H52ZM64 92V91H63ZM73 92V91H72ZM89 93V95H87L88 98H90V94L92 95L93 93V97H96L95 95H97V97H99V95H101L99 93V91H97L95 94L94 92H89V91H86ZM116 92L119 93L118 90H116ZM123 92V91H122ZM204 92V91H203ZM260 93V92H259ZM28 94V93H27ZM44 94H48V93H44ZM73 94V93H72ZM108 94V93H107ZM110 94V93H109ZM108 94V95H109ZM122 94V93H121ZM206 95L208 93H205ZM264 94V93H262ZM30 96V94H28ZM66 95V94H65ZM75 95V96H74ZM74 97H76V99H78L79 97L76 96V94L74 93ZM102 95H105V94H102ZM55 96V95H54ZM71 96V95H70ZM72 96V97H73ZM90 96V97H89ZM117 96V95H115ZM125 96V95H124ZM235 96V95H234ZM233 96V97H234ZM52 97V96H51ZM71 97V98H72ZM101 97V96H100ZM105 97V96H104ZM111 97H112V94H111ZM118 97V96H117ZM116 97V98H117ZM120 97V96H119ZM119 97L117 99H119ZM197 97V96H196ZM201 98V96H199ZM225 97V96H224ZM228 97V96H227ZM237 97V96H236ZM249 97V96H248ZM258 97V96H257ZM264 97V96H262ZM260 99H257V100H261ZM39 98V97H38ZM45 98H48V97H45ZM60 98V96H59ZM115 98V103L112 105H104L105 102L107 101L106 99L104 100L103 102V98H100L102 99L101 101L103 102V105L100 103L99 106L101 107H93L94 109L96 108V110H93L91 108L90 110V107L88 106V103L89 105L92 107V103L91 102H96L97 103V100L95 99L94 101H90L88 100L89 102H86L85 100V103L86 104H83L81 103L82 107H85L84 108V112L81 114V115H84L86 117V119H93L97 122L98 125L100 126H103L102 124L104 123L105 120V117L108 115L110 116L112 114V116H116L118 115L117 113H124V104H123V100L125 101V99H122V96H121V101L118 100L117 102V99ZM190 98V97H189ZM220 98V97H219ZM232 98V97H231ZM235 98V97H234ZM233 98V99H234ZM255 98V97H253ZM44 99V98H43ZM42 99V100H43ZM49 99H53L52 98H49ZM63 99V97H62ZM70 99V97H69ZM67 99V100H69ZM236 99V98H235ZM234 99V100H235ZM41 100V101H42ZM54 100V99H53ZM61 100V99H59ZM65 100V99H64ZM63 100V101H64ZM73 100V103H74V98L72 99ZM72 100H69L72 101ZM159 100V101H160ZM193 100V99H192ZM191 100V102H192ZM208 100V99H207ZM231 100V99H230ZM19 101V100H18ZM21 101V100H20ZM31 101V100H30ZM44 101H48V99H45ZM42 101V102H44ZM99 101V99H98ZM110 101H112L110 99ZM114 101V100H113ZM113 101L111 102V104L113 103ZM190 101V100H189ZM195 101V99L193 100ZM233 101V100H232ZM237 101V99H236ZM248 101V100H247ZM253 101H255L253 99ZM258 101V102H259ZM26 102V101H25ZM41 102V103H42ZM59 102V101H58ZM77 101H75V104H76V108L77 106ZM162 102V101H161ZM223 102V101H222ZM226 102V101H225ZM246 102V101H244ZM262 102V101H261ZM34 103V102H33ZM39 103V104H41ZM49 103V102H48ZM52 103V101L50 100V104ZM64 103V102H63ZM72 103V104H73ZM99 103V102H98ZM110 103V102H109ZM126 103V102H125ZM188 103V102H187ZM213 103V102H211ZM224 103V102H223ZM222 103V104H223ZM231 103V102H230ZM235 103V102H234ZM233 103V106L235 105ZM237 103V102H236ZM24 104V103H23ZM26 104V103H25ZM45 104V103H44ZM47 104V103H46ZM54 104V103H53ZM74 104V105H75ZM157 104V103H156ZM184 104V103H183ZM225 104H228V103H225ZM251 104V102H250ZM257 104V103H256ZM260 104V103H259ZM29 105V104H28ZM34 105V104H33ZM55 105V104H54ZM58 105V103H57ZM65 105V103H64ZM73 105V106H74ZM97 105V104H96ZM126 105V104H125ZM201 105V104H200ZM205 105V104H204ZM211 105V104H210ZM230 105V104H229ZM262 105V104H261ZM6 106V105H5ZM35 106V105H34ZM33 106V107H34ZM66 106V105H65ZM70 106H71V103H70ZM94 106V105H93ZM221 106H224V105H220L219 108ZM228 106V105H227ZM242 106V105H241ZM240 106V107H241ZM253 106V105H252ZM47 107V105H46ZM49 107H51L49 105ZM89 107V110H87V108ZM192 107V106H191ZM231 107V106H230ZM244 107V105H243ZM255 107V106H254ZM14 108V107H13ZM43 108V107H42ZM52 108V107H51ZM227 108V107H226ZM256 108V107H255ZM23 109V108H22ZM27 109V108H26ZM75 109V108H74ZM174 109V108H173ZM206 109V108H205ZM229 109V108H228ZM240 110V108H238ZM257 109V108H256ZM12 110V109H11ZM45 110H48V109H45ZM204 111V109H202ZM201 110V111H202ZM220 110V109H219ZM227 110V109H226ZM244 110V109H243ZM261 110V109H260ZM50 111V110H49ZM68 111V110H67ZM127 111V112H126ZM126 115H124V119H126L127 121L130 119V122H131V119H135V117H137L138 115H133L130 110H126ZM166 111V110H165ZM207 109L205 110V113H206ZM207 111V115H208V112ZM222 111V110H220ZM220 111H219V116L221 117H226L228 115H222L220 114ZM238 111V110H237ZM241 111V110H240ZM245 111V110H244ZM19 114H23L21 113L22 111L19 110L18 111ZM17 112V113H18ZM192 112V114H191ZM189 112L190 116L191 115H195L196 116H199V119H201V122H202V118H200L202 115V113L200 115H197L199 114V110L196 111L194 114L193 112L194 111H191ZM236 112V111H235ZM242 112V111H241ZM24 113H27V112H24ZM71 113V111H70ZM76 113V112H75ZM131 113V114H130ZM146 113V112H145ZM168 113V112H167ZM171 113V112H170ZM178 113V112H177ZM228 113V112H227ZM264 113V112H262ZM32 114V113H31ZM79 114V112L77 113ZM144 114V113H143ZM169 114V113H168ZM182 113H180L181 115ZM204 114V112H203ZM226 114V113H225ZM247 114V113H246ZM60 115V114H59ZM123 115V114H122ZM165 116V114H163ZM178 115L179 117L176 118V120H180L182 117ZM207 115H204L205 117H207ZM208 115V116H209ZM33 116V115H32ZM35 116V115H34ZM33 116V117H34ZM40 116V115H39ZM38 116V117H39ZM44 117V115H42ZM73 116H76V114H74ZM80 116V115H79ZM144 116V115H142ZM183 116V115H182ZM198 119V117H196ZM217 116V117H219ZM235 116V115H234ZM71 118V116H68ZM67 117V119H68ZM111 117V116H110ZM126 117V118H125ZM176 117V116H175ZM181 117V118H180ZM187 117V116H186ZM203 117V116H202ZM12 118V117H11ZM31 118V116H30ZM66 118V117H65ZM69 118V119H70ZM84 118V117H83ZM117 118V117H116ZM115 118V119H116ZM141 118V117H139ZM188 118V117H187ZM190 120L192 119V117H189ZM194 118V117H193ZM204 118V117H203ZM34 119V118H32ZM45 119V117L43 118ZM68 119V120H69ZM85 119V121H86ZM147 119V117H146ZM185 119V118H184ZM198 119V120H199ZM24 120V119H22ZM21 120V121H22ZM37 120V119H36ZM50 120V119H49ZM68 120H66L65 122H69ZM136 120V119H135ZM139 120V119H137ZM143 121V118L140 119ZM148 120V119H147ZM146 120V121H147ZM186 122L184 123H187V119H185ZM198 120L196 121L197 122V125H198ZM259 120V124H264V115H262L261 117L258 118ZM26 121V120H25ZM71 121H72V118H71ZM194 120H192V124L193 126H195L196 123L193 122ZM240 121V119H239ZM20 122V120H19ZM27 122V121H26ZM29 122V121H28ZM47 122V121H46ZM50 122V121H49ZM109 122H112L111 120ZM135 122V121H134ZM173 122V123H172ZM190 122V121H189ZM209 122H214V124H212V126H210L211 124H209ZM225 122V120H224ZM237 122V123H235ZM30 123V122H29ZM147 123V122H146ZM145 123V124H146ZM173 124L172 127H170L171 125L170 124ZM191 123V122H190ZM203 123V122H202ZM18 124V123H17ZM16 124V125H17ZM35 124V122H34ZM48 124V123H47ZM73 121L71 122V124L67 127H65L64 131L65 133H62L64 135H68V133L66 132H69V130L72 128L73 126ZM106 124V123H105ZM144 124V122L142 123ZM144 124V126H145ZM189 125V123H187ZM191 124V125H192ZM11 125V124H10ZM36 125L39 127L41 124H37ZM75 125V124H74ZM97 125V126H98ZM124 125V124H123ZM184 125V124H183ZM181 124V126H183ZM188 126L185 124L184 127L187 128L186 129H189L188 131H190V127L193 128L192 126ZM5 126V125H4ZM21 126V125H20ZM36 126V127H37ZM44 126V124L41 125V127ZM49 126V125H48ZM203 126V128H202ZM35 127V126H34ZM50 127V126H49ZM104 127V126H103ZM128 127V125H127ZM148 126H145L144 128H147ZM150 127V125H149ZM201 127V128H200ZM209 127H207V130L209 129ZM261 127H264V126H261ZM45 129V127H43ZM143 128V127H142ZM143 128V129H144ZM259 128V127H258ZM26 129V128H25ZM98 129V128H97ZM129 129V128H128ZM28 131L31 130V129H27ZM34 130V129H33ZM43 130V129H42ZM140 130V129H138ZM146 130H143L142 129L140 131L144 132ZM183 132H182V131ZM6 131V130H5ZM44 131V130H43ZM46 131L49 132V130H47V127H46ZM44 131V132H46ZM140 131H137L139 133V135H141ZM181 131V132H180ZM186 131V130H185ZM205 131V130H204ZM37 132V131H36ZM42 132V131H41ZM40 132V133H41ZM46 132V133H47ZM107 133V138L110 137L109 135V132L108 131H105ZM104 132V133H105ZM131 132V131H130ZM248 131H246L247 133ZM5 133V132H4ZM39 133V132H37ZM111 133V132H110ZM129 133V132H128ZM128 133H119V135L121 136L122 134H128ZM262 133V132H261ZM9 134V133H8ZM45 134V133H44ZM114 134V133H111V135ZM133 134V132H132ZM147 134V133H145ZM185 135V132L183 133ZM187 134V132H186ZM19 135V134H18ZM46 135V134H45ZM49 135V134H47ZM46 135V136H47ZM105 135V134H104ZM116 135V134H115ZM113 135V136H115ZM194 135V136H193ZM2 136V135H1ZM41 136V134L39 135ZM44 136V135H43ZM42 136V137H43ZM118 136V134H117ZM129 136V135H127ZM148 136V135H147ZM252 136V137H253ZM51 137V136H50ZM104 138H106V135L103 136ZM123 137V136H122ZM130 137V136H129ZM140 137H137V138H140ZM184 137V138H183ZM203 137V138H202ZM7 138V137H6ZM45 138V136H44ZM48 138V137H47ZM112 138V137H110ZM127 138L126 136H124V141H126ZM132 138V136L130 137ZM136 138V137H135ZM15 139V138H14ZM50 138L46 139V142L50 143L52 141V138L49 140ZM146 139V140H145ZM10 140V139H9ZM50 142H49V141ZM140 140V139H138ZM137 140V141H138ZM188 140V141H186ZM117 141V140H115ZM133 141V140H132ZM170 141V142H168ZM114 142V141H113ZM143 142V143H144ZM52 143V142H51ZM50 143V144H51ZM54 143H56V141L54 140ZM96 143V142H95ZM111 143V142H110ZM115 143V142H114ZM113 143V144H114ZM166 143V142H164ZM163 143V144H164ZM170 143V144H169ZM57 144V143H56ZM103 144V142H102ZM111 145V146H114V148L116 146H119L120 145ZM116 144V143H115ZM125 144V143H124ZM140 144V143H138ZM99 145V144H98ZM11 146V145H10ZM10 146H6V145H1L0 147V180H4L5 178L4 177H8L12 171L10 168H13V166H10V162L12 159H10L8 157V155H11V154H8L7 155V159L9 158L8 160V163H3V161L7 160L6 157L4 156V153L8 152V151H12V149L14 147H10ZM106 146L107 150L108 148L110 147H107V145H104ZM103 146V147H104ZM122 146V145H121ZM138 146V145H137ZM146 146V145H145ZM144 146V147H145ZM98 146H96L97 148ZM103 147L101 149H103ZM119 147H117V149H119ZM259 147V146H258ZM106 148L103 150V153H105L107 150ZM112 148V147H110ZM109 148V149H110ZM112 148V149H114ZM123 148V147H122ZM135 148V147H134ZM130 149V148H129ZM136 149H138L136 147ZM94 150V149H93ZM120 150H121V147H120ZM135 151V149H132ZM92 151V150H91ZM105 151V152H104ZM109 151V150H108ZM115 151V149H114ZM40 152V151H39ZM99 152H101L99 150ZM113 152V151H112ZM13 153V151H12ZM98 153V152H97ZM103 153H100L103 154ZM121 153V152H120ZM39 155V153H37ZM41 155V154H40ZM97 155V154H96ZM114 155V154H113ZM231 155V154H230ZM37 156V155H36ZM102 156V155H101ZM105 156V155H104ZM115 156V155H114ZM3 157V158H2ZM99 157V156H98ZM5 158V159H4ZM96 158V157H95ZM100 160H101V157H99ZM103 158V157H102ZM4 159V160H3ZM117 159V157H115V160ZM64 160V159H63ZM99 159L95 162H101ZM113 160V159H111ZM204 160H207L208 162V166L207 168H203L202 167V161ZM233 160V161H232ZM94 161V160H93ZM105 161V160H104ZM117 161V160H116ZM61 162V160H60ZM113 162V161H112ZM111 162V163H112ZM237 162H240L239 160ZM79 163V162H78ZM12 164V163H11ZM94 164V165H95ZM239 164V163H237ZM258 165H261V166H258ZM48 166V165H47ZM46 168V167H45ZM63 168V167H62ZM55 169V168H54ZM79 170V168H77ZM193 169H196L198 174L195 176V175H191L192 178H189V177H186V172L189 173V171L193 170ZM264 169V168H262ZM46 170V169H45ZM56 170V169H55ZM58 170V169H57ZM62 170V169H61ZM77 170V171H78ZM92 172H91V171ZM257 171V170H256ZM254 171V172H256ZM60 172H63V171H60ZM59 172V173H60ZM195 172V171H194ZM45 173V172H44ZM52 173H55V172H52ZM87 173V172H86ZM15 174V173H14ZM58 174V172H57ZM63 177L65 178V176H68V175H65L66 173H62ZM70 174V173H69ZM84 174V173H83ZM196 174V173H194ZM19 175V174H18ZM59 175V174H58ZM65 175V176H64ZM71 175V174H70ZM81 174H79L78 177H80ZM11 176V175H10ZM9 176V177H10ZM13 176V175H12ZM17 176V174H16ZM57 176V175H56ZM62 176H59L61 177V181H62ZM74 177L76 175H73ZM190 176V175H189ZM190 176V177H191ZM74 177L72 179H74ZM4 178V179H3ZM36 178V177H35ZM35 178L33 180H35ZM68 178V177H66ZM70 178V177H69ZM15 179V178H14ZM55 179V178H54ZM53 179V180H54ZM59 179V178H58ZM57 179V183L56 184H61L63 183L64 181V184H65V179H63V181L61 183L60 180ZM18 186L20 187L21 191L20 192H23L22 194L24 195L23 197H27V206H30L29 208H26L27 210L31 211L32 213H26L29 215V218H31V220L33 221L34 223V227L35 228V233L37 231H40L41 229H43L44 227L47 228L46 226H51L49 224V221L48 222V225L45 226V221L43 223H40L38 224V221H41L40 219L46 214L47 210H46V207L48 209V206H46L47 203H51L52 201V197L50 196L51 193H53L54 190L56 189H52V187H55V186H50L51 183H50V187L51 188H48L46 187V185L48 183H46V181L44 183L45 186L43 188H47L49 189L50 191H52L51 193L49 192V196L51 197L50 200H48V196L45 194V192L41 193L39 191V193H35L34 191L33 192H30L28 190V188L30 186H32V188L36 189L37 186L35 184H39V182H37L36 180L35 181H30V179H28V181H30L29 183H27L28 181L27 180H20V179H15ZM38 180V179H37ZM67 180V179H66ZM76 180V177L75 179ZM27 181V182H26ZM40 181V180H39ZM43 181V180H42ZM41 181V182H42ZM59 181V182H58ZM69 182V179L67 180ZM72 181V180H71ZM70 181V183H71ZM154 181L155 183H157L161 189L159 190V192H155L152 190V188L150 187V182ZM34 182H37V183H34ZM48 182V181H47ZM54 182V181H53ZM56 182V181H55ZM67 182V183H68ZM78 184H77V183ZM76 182L73 183L72 181V184H74L73 186V189H69L70 191L73 190L74 191V194H76V187L75 185H83V183H80L76 180ZM84 182V181H83ZM171 182L172 183V188L169 189L168 187H166V184ZM11 183V182H10ZM33 183V185H28V184H31ZM42 183V184H44ZM70 183H69V186H70ZM80 183V184H79ZM41 184V185H42ZM53 184V183H52ZM40 186H38L37 189H40ZM28 188H27V187ZM35 186V187H33ZM65 187L64 188H67V184L64 185ZM83 186V187H84ZM13 187V186H12ZM11 187V188H12ZM75 187V188H74ZM79 187V186H78ZM77 187V188H78ZM7 187L3 186V190L1 191L0 193V252L2 251H5V253L8 255V251L7 250H14L15 251V256H11L9 261H7V264H42V262L39 260H37V253L39 252L40 253V256L41 254L43 255V257L47 258V255L49 254H52L54 252V248H55V239L57 238L55 235H58L60 234L59 232H66L69 231V232H78V231H82L84 230V228H80V226H77L78 223L77 221H74L73 222H76L77 225L72 224V226H67L66 227V224L70 223L67 218L70 216H73L78 212L77 210L76 213L73 212L72 214V210L70 211L69 207H68V204H67V201L65 206L68 207V209H66L67 212H65L63 210V212L61 211L62 208H58L62 213H64V216L66 217V214L67 213V218H65L67 221H64L62 219H58V217H55L59 223L61 224V226H58L56 227V232H54V230L51 232V233H54L53 235L50 233L47 234V230H46V234H45V238H40V241L37 242V245H35L34 248L30 249L29 252L27 251L26 253H22V252H18L19 249H17L16 245H17V242H21L23 241V235H22V232L20 231H15V228H17L16 226V223L17 221L19 220L18 219V215H20V212H18V214L15 215H11L9 213H7V209H5L4 207V202L6 200V197L8 195L7 193ZM31 188V190H32ZM63 188V189H64ZM70 188H72L70 186ZM14 189V188H13ZM46 189V190H47ZM52 189V190H51ZM61 189V195L59 194L60 190L58 193H56V195L53 197V199L56 201V200H59V196H61V200L62 199H67L68 198L70 199L68 202L72 201L71 198H73V201L71 203H73L74 201L76 202V200L74 199L76 195L74 194H69V192H67L66 189ZM84 189V190H86ZM78 190V189H77ZM143 191L144 192V195H145V199L142 200V204L144 202V205L142 207H139L137 205H135V203H133L132 199H131V195L132 193H135V191ZM156 190V189H155ZM72 191V192H73ZM131 191L132 193L129 194L128 192ZM157 191V190H156ZM78 192V191H77ZM84 192V193H86ZM29 193V195H28ZM112 193H116L117 196H118V202L116 203L117 205L115 206L113 203H111L110 201H108V196ZM54 194V193H53ZM87 194V193H86ZM115 194V196H116ZM26 195V196H25ZM69 195V196H68ZM143 195V194H142ZM112 195H110L111 197ZM9 199V198H8ZM136 199V198H134ZM137 200V199H136ZM50 201V202H49ZM82 201V200H81ZM87 201V200H86ZM88 201V202H89ZM112 201V199H111ZM58 202V201H57ZM53 203L55 204V202L53 201L52 202V205ZM64 203V202H63ZM61 203V204H63ZM137 203V201H136ZM26 203H21V205H24ZM77 204V203H76ZM49 205V204H48ZM51 205V204H50ZM49 205V206H50ZM58 205V204H57ZM70 205V204H69ZM74 205V204H73ZM12 206V205H11ZM26 205L22 206L20 208L21 212L23 211L22 209H25V207H27ZM54 206V205H53ZM64 206V207H65ZM51 207V206H50ZM74 207V206H72ZM71 207V208H72ZM77 206H75L76 208ZM74 208V209H75ZM235 208V209H236ZM55 209V207H54ZM84 209V208H83ZM232 209V210H231ZM16 210V209H15ZM71 212L69 213L68 212ZM79 212H80V208L78 209ZM9 211V210H8ZM14 211V210H13ZM18 211V210H17ZM15 211V212H17ZM55 211V210H54ZM58 211V210H57ZM56 212V211H55ZM261 212V211H260ZM88 213V212H87ZM224 213V212H223ZM261 213H264V212H261ZM259 213V214H261ZM51 214V213H50ZM61 214V213H60ZM259 214L256 213V216H258ZM69 215V216H68ZM255 216V214H253ZM48 216V215H47ZM46 216V217H47ZM79 216V215H78ZM77 214L75 217H78ZM82 216V215H81ZM248 216V215H247ZM246 216V217H247ZM251 217V214L249 215ZM253 216V217H254ZM255 216V218H256ZM49 219H50V215L48 216ZM69 217V218H70ZM71 217V218H73ZM74 217V218H75ZM201 217V218H202ZM245 217V218H246ZM253 217H251L250 219H252ZM260 217V216H259ZM70 218V219H71ZM254 218V219H255ZM264 218V217H262ZM48 219V218H47ZM46 218H44V220L47 221ZM77 219V218H76ZM244 217L242 218V221L240 223V225H242V222L243 221ZM247 219V222H249L250 220L248 219V217L246 218ZM245 219V220H246ZM261 219V217H260ZM26 220V219H25ZM72 220V219H71ZM204 220V219H203ZM241 219H239L240 221ZM257 219H255L256 221ZM254 221V222H255ZM260 221V220H259ZM201 222V221H200ZM207 222V221H206ZM246 221L244 223H247ZM253 221L251 222L252 223V226H253ZM55 223V222H54ZM198 223V222H197ZM205 223V222H204ZM203 223V224H204ZM250 223V224H251ZM196 224V223H195ZM249 224V225H250ZM56 225V224H55ZM199 225V224H198ZM206 225V224H205ZM205 225H203V229L206 228L204 227ZM64 226V227H63ZM85 226V225H84ZM82 225V227H84ZM194 226V225H193ZM251 226V227H252ZM15 227V228H14ZM54 227V226H53ZM63 228H70L69 230L66 229V231H64ZM200 227V225H199ZM217 227V226H216ZM244 227V226H243ZM256 227H258V224L256 223ZM259 228H254V231L255 229L256 230H260L259 232L261 233L262 231H264V221H261L259 223ZM44 228V229H45ZM52 228V227H51ZM202 228V227H201ZM241 228V227H240ZM13 229V230H12ZM43 229V230H44ZM207 229V228H206ZM225 229V228H224ZM228 229V228H227ZM227 229L224 230L227 232ZM232 230V228L230 227L228 230ZM242 229V228H241ZM240 229V230H241ZM245 229V228H243ZM43 230H42V235H43ZM63 230V231H62ZM229 231L231 233H233L232 231ZM239 230V229H238ZM237 233H234V234H230L231 236L226 240V238L223 239V237L221 238L220 242H218L217 244H215V249H219L218 251H222L221 254H217L216 253L211 256L212 257H219L220 255H222L223 253V256H222V259H219L223 262H221V264H264V250H259V251H262L260 252V254L256 253L258 252V250L256 249V246L259 244L258 243V240L257 238H259L258 236H260L261 234H257L259 232L255 233L254 235H257L255 237H252L250 240H249V237L246 236V235H243V232L242 230ZM247 230V231H246ZM246 232L248 233V229L246 228ZM253 230V229H251ZM49 231V230H48ZM51 231V230H50ZM198 231V230H197ZM209 231V230H207ZM236 231V230H235ZM234 231V232H235ZM253 231V233H254ZM41 232V231H40ZM225 232V233H226ZM251 232V231H249ZM38 233V232H37ZM143 233V234H144ZM212 233V231H210V234ZM228 233V232H227ZM252 233V234H253ZM39 234V233H38ZM64 234V233H63ZM62 234V236H63ZM81 234V232H80ZM107 234V235H106ZM209 234V235H210ZM245 234V232H244ZM251 234V233H250ZM74 235V234H73ZM207 232L206 233H202V234H199L196 236L195 234V237H191L193 238L192 240L193 241H196V243H200V244H205L207 245V241L204 240V237L207 236ZM213 235V234H212ZM227 235V234H226ZM35 236V234H34ZM40 236V235H39ZM76 236V235H75ZM80 236V235H79ZM83 236V235H82ZM144 238H143V237ZM194 236V235H193ZM228 236V235H227ZM61 237V235L59 236ZM209 237V236H208ZM206 237V238H208ZM247 237L248 240L244 241L245 238ZM257 237V238H256ZM26 238V237H25ZM210 238V237H209ZM215 238V237H214ZM211 239L210 242L212 241H216L217 238L215 239ZM255 238V239H254ZM58 239V238H57ZM219 239V238H218ZM257 240V242L255 243V241ZM260 239H261V236H260ZM207 240V239H206ZM58 241L60 242V239H58ZM66 241V240H65ZM114 241V240H113ZM147 241V242H149ZM192 241V242H193ZM219 241V240H218ZM223 241V242H222ZM245 243H244V242ZM262 241V240H261ZM76 242V243H77ZM260 242V241H259ZM57 243V242H56ZM62 243V242H60ZM187 243V242H186ZM220 243H223L226 248L225 250H222L224 249L223 247L220 248L217 247L216 245H218ZM58 244V243H57ZM144 244V243H143ZM146 244V243H145ZM188 244V243H187ZM194 244V243H193ZM222 244V246H223ZM256 246H255V245ZM261 244V243H260ZM264 244V243H262ZM261 244V245H262ZM190 247H193L191 246L190 242L189 244ZM58 246V245H57ZM56 246V247H57ZM61 247L63 246V243L62 245H60ZM150 246V245H149ZM213 243L210 244V248H214L213 247ZM59 247V246H58ZM60 247V248H61ZM197 247V246H195ZM201 247V245H200ZM206 246H203L201 247L200 249H203L205 248ZM258 249H259V246H257ZM264 247V245L261 246V248ZM189 248V246L187 247ZM59 249V248H58ZM57 249V250H58ZM74 249V248H73ZM78 249V248H77ZM75 250V249H74ZM177 250V251H176ZM195 250V249H194ZM204 250L206 249H203L202 251L204 252ZM211 250V249H210ZM214 250V249H213ZM212 250V251H213ZM56 251V250H55ZM72 251V250H71ZM174 251V252H172ZM196 251V250H195ZM241 253H240V252ZM76 252V250H75ZM203 252H201L200 250V253L203 254ZM210 251H208L209 253ZM215 252V251H213ZM59 253V252H58ZM155 253V252H153ZM186 253V252H185ZM185 253H183L185 255ZM190 255L193 254V252H189ZM196 253V252H195ZM194 253V254H195ZM198 253V251H197ZM207 253V255H209ZM218 253V252H217ZM236 253H238V255H242L240 256V258L238 257V259L236 258L237 256ZM243 253V254H242ZM159 254V253H158ZM193 254V256H195ZM206 254V253H205ZM153 255V254H152ZM160 255V254H159ZM188 255V254H186ZM6 256V255H5ZM59 256V254H58ZM146 256V255H145ZM182 256V255H181ZM180 256V257H181ZM192 256V255H191ZM192 256V258H193ZM201 257L203 255H200ZM199 256V257H200ZM9 257V256H8ZM7 257V258H8ZM49 257V256H48ZM180 257H177V258H180ZM187 257V256H186ZM197 257V258H199ZM199 258L201 259V262L198 260L199 259H195L196 262H198V264H205L204 260L202 258ZM164 258V257H163ZM184 258V257H183ZM191 258V259H192ZM204 259H209L208 256L205 258L203 256ZM210 258V259H211ZM44 259V258H43ZM188 259V258H187ZM190 259V260H191ZM210 259L208 261H210ZM213 259V258H212ZM211 259V260H212ZM47 260V259H46ZM218 260V258H217ZM217 260H215L217 262ZM52 261V260H51ZM192 261V260H191ZM194 261V263H191V264H195L196 262ZM214 261V260H212ZM3 262V261H2ZM79 262V261H78ZM156 262V261H155ZM175 262V261H174ZM206 263H207V260H206ZM211 263V262H210ZM209 262L207 264H210ZM218 263V262H217ZM45 264V263H44ZM49 264V263H48ZM65 264V263H64ZM79 264V263H77ZM186 264V263H185ZM188 264V262H187ZM197 264V263H196ZM220 264V263H219Z\"/></svg>", "mask_w": 264, "mask_h": 264}]
</instances>
